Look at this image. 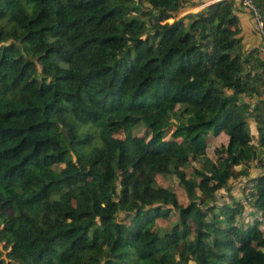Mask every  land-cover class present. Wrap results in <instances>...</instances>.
Wrapping results in <instances>:
<instances>
[{
  "label": "trees",
  "instance_id": "16d2710c",
  "mask_svg": "<svg viewBox=\"0 0 264 264\" xmlns=\"http://www.w3.org/2000/svg\"><path fill=\"white\" fill-rule=\"evenodd\" d=\"M198 1L0 0V264H264L263 40Z\"/></svg>",
  "mask_w": 264,
  "mask_h": 264
},
{
  "label": "crops",
  "instance_id": "0c3cea01",
  "mask_svg": "<svg viewBox=\"0 0 264 264\" xmlns=\"http://www.w3.org/2000/svg\"><path fill=\"white\" fill-rule=\"evenodd\" d=\"M214 1V0H213ZM212 0H199V4L197 3L196 6H187L186 8L182 9L180 11L181 14H184L185 11H188L189 9L191 8H200L204 5H207L209 3H212L213 2ZM216 1V0H215ZM242 8V7H241ZM243 9V8H242ZM243 12H246V11H243ZM245 14V15H244ZM243 15H241V24H240V27H241V31H242V35H243V42H244V45H246V47H252V46H257V45H260L261 44V40L262 38L260 39L259 35L257 34L258 32L255 31L252 26H251V23H250V19L246 16V13H244ZM257 32V33H256ZM262 45V44H261ZM220 136H223V141L215 144V145H218L220 143H224L225 141V137L224 135L222 134H219L217 137H220ZM215 137V138H217ZM213 142V141H212ZM258 169V168H257ZM255 171L251 174H254Z\"/></svg>",
  "mask_w": 264,
  "mask_h": 264
},
{
  "label": "built area",
  "instance_id": "2783aa9c",
  "mask_svg": "<svg viewBox=\"0 0 264 264\" xmlns=\"http://www.w3.org/2000/svg\"><path fill=\"white\" fill-rule=\"evenodd\" d=\"M238 2H240L243 9H245L250 14L251 20L253 21V29L261 34L264 48V33L261 31V22L258 16L257 8L254 6L252 0H238ZM247 187H250V183L239 185L240 189Z\"/></svg>",
  "mask_w": 264,
  "mask_h": 264
},
{
  "label": "rangeland",
  "instance_id": "374dc122",
  "mask_svg": "<svg viewBox=\"0 0 264 264\" xmlns=\"http://www.w3.org/2000/svg\"><path fill=\"white\" fill-rule=\"evenodd\" d=\"M213 1V0H212ZM215 1V0H214ZM199 4V3H198ZM201 8V7H200ZM199 8H191L189 9L188 11H185V13L187 12H193V11H197ZM180 15H182L180 12H177V15L176 17H179ZM168 21H171L170 19ZM213 143L217 144L221 141H223V136H220V137H217V138H213ZM164 182V179L161 178V177H157V183L158 184H163ZM167 184V187L170 188L171 190H174L177 194V197H178V201L179 202H182V194H181V191L180 189L176 186L175 184V180L173 178H168V180L165 182Z\"/></svg>",
  "mask_w": 264,
  "mask_h": 264
}]
</instances>
